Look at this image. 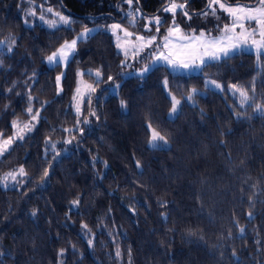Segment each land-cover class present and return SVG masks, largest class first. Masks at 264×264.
I'll list each match as a JSON object with an SVG mask.
<instances>
[{"label":"trees","instance_id":"16d2710c","mask_svg":"<svg viewBox=\"0 0 264 264\" xmlns=\"http://www.w3.org/2000/svg\"><path fill=\"white\" fill-rule=\"evenodd\" d=\"M32 3L72 22L53 30L38 21L29 26L26 11ZM166 3L0 0V41L6 42L0 47L3 138L12 135L13 120L30 119L29 94L33 110L40 109L33 131L0 160V178L20 167L28 173L16 189L0 187V264H264V114L255 111L257 104L264 106V57L258 63L257 57L238 53L199 75H174L156 67L139 78L128 73L143 65L122 69L124 58L111 36L99 30L78 43L59 95L57 68L45 66L47 55L85 26L118 22L139 34L145 18L162 14ZM208 3L187 0L192 19L180 12L176 23L185 31L217 35L227 20L220 13L217 21L201 15L209 11ZM97 69L105 83L90 94L91 104L84 100L79 117L90 123L81 124L84 134L73 132L76 140L65 144L70 134L64 129L77 123L70 107L76 73ZM83 79L92 83L88 75ZM205 79L220 83L223 90L207 89ZM114 83L120 88L111 93ZM230 85L248 91L243 107ZM192 88L198 91L194 104L186 99ZM169 92L181 100L172 119ZM149 122L165 135L166 146L148 147ZM49 137L61 152L55 160L45 144ZM49 164V176L42 181ZM77 199L79 204L72 205Z\"/></svg>","mask_w":264,"mask_h":264},{"label":"snow or ice","instance_id":"6c2138e0","mask_svg":"<svg viewBox=\"0 0 264 264\" xmlns=\"http://www.w3.org/2000/svg\"><path fill=\"white\" fill-rule=\"evenodd\" d=\"M125 3L131 6L133 0H125ZM208 8L210 9V12L205 11L201 13V15L215 16L217 11H223L231 19L229 24H225L223 28L219 29L220 34L218 36H212L211 33H206L203 30L197 33L195 29H192L191 32H185L180 27V25L176 23L175 17L178 10L188 20L192 19L191 14L186 10L187 0H184L183 3H177L176 0H169L168 4L164 7L163 11L166 13H171L173 19L172 24L167 28L163 35L160 34V28L163 26L164 22H162L160 16L149 19L145 25L146 32H151L152 26H155V34L151 36L136 35L127 31L126 29H123L120 24H111L109 28L111 29L113 35H116L117 30H119L123 32L124 37L127 38L123 41V43H121V38L117 36L118 42L116 47L121 49L124 55V59L121 62V68L125 69L130 67L131 65L129 64V59H132L135 62L142 64L143 67L135 73H128V75L135 74L139 78H143L157 65H162L165 70L170 69L173 73L181 71L184 73H191L195 71L203 72L213 62H219L221 60L226 61L231 59L237 52H251L253 49L256 53L257 62L259 63L260 59L264 57V0H259L258 7H245L241 5L232 6L222 2V0H209ZM47 11L51 13L53 12V9L48 8ZM136 13L139 15L138 9L136 10ZM29 15L34 16L36 15V12L32 10L29 12ZM55 15L59 18V21L62 22L63 25H70L72 22L69 17L62 15L59 12L55 13ZM40 19L45 21V23H48L50 27L57 26V21L45 20L43 15L40 16ZM217 19H219V17H217ZM25 23H27V21H25ZM237 29H239V31H237ZM96 31L98 30L90 29L85 26L83 31L73 39L70 41H64V43L61 44L55 51L47 55L46 62L49 67L58 68L63 66L66 68L70 62V59L74 56L78 43L90 38L91 35ZM133 36H135L134 40L131 39ZM5 43V41H0V47H2ZM124 44H129L131 46L130 49L124 47ZM14 45L15 41L13 40L11 41V46L7 47V52H11L12 46ZM146 50V54L141 59V53L145 52ZM84 75H88L89 78L92 79V83L84 84L85 89H87V92L89 93V104H91L90 93H95L96 89L102 83H105L101 69H97L94 73L90 71L87 74L79 71L77 72V76L80 78V80L78 81L76 92L73 96V100L76 101L74 107L77 115V123L74 129H64L65 132L70 134V138L64 140L65 144H71L74 140H76L77 136L72 135L73 132L81 136L84 134V129L80 127L81 124L87 125L90 123L87 118L83 119L82 121L79 119L82 114L81 103L83 100L80 83L82 82ZM63 76V72L56 76V85L58 88L60 87ZM113 79L114 78L112 76L107 77L108 82L113 81ZM164 84L165 87H167V79H165ZM205 87H214L215 89L223 90V86L220 83H217L215 80L211 79L205 80ZM119 88L120 85L118 83H114L111 85L110 90L113 93H116ZM229 88L230 90L239 93L241 98V106L243 107L249 100L248 91L240 89L236 85H230ZM108 90L109 89H105V91ZM9 91H11V89H9ZM169 95L171 96V108L169 114L172 116L177 114L181 100L177 99L176 96L172 95L170 92ZM197 95V89L192 88L189 91L186 99L187 101L194 104L195 97ZM32 99L33 97L29 94V104L26 108V112L30 119L26 122H21L18 119L13 120L11 127L15 131L10 137L3 138V134L0 133V157H2L6 152L10 151L11 146L17 139L23 141L25 135L32 132L36 126V123L39 122L40 109L35 111L33 110L31 103ZM120 105L122 108L127 106L124 100L120 101ZM255 111L264 114V106L257 104L255 106ZM90 114L93 116L96 115L94 111ZM147 129H149L151 132L148 141L150 148L157 149L167 145L168 141L165 135L153 127L151 122L147 124ZM160 142H162V144ZM45 144L50 146V150L53 153L52 160H55L56 157L61 155V152L56 149V144L51 142L50 137L46 138ZM64 151H67V149H64ZM136 166L138 168L140 167L139 161H137ZM50 168L51 164H49L48 167L44 169L43 175L41 176L42 181L48 178ZM27 175L28 173L25 171L24 167H20L17 172L6 173L3 177V181L6 182L9 178H11L14 183L22 185L23 181L17 180V177H25ZM71 203L74 206L78 205L79 200H73ZM35 214V211H33V215ZM249 216L251 217V213ZM81 227L86 230L88 229L86 224L81 225ZM241 233H243V229H241ZM88 246H93V240L91 238L88 239ZM63 254L64 250L61 249L59 255L63 256ZM0 255L3 254L0 253ZM120 255V249L117 248L116 256L119 258Z\"/></svg>","mask_w":264,"mask_h":264},{"label":"rangeland","instance_id":"374dc122","mask_svg":"<svg viewBox=\"0 0 264 264\" xmlns=\"http://www.w3.org/2000/svg\"><path fill=\"white\" fill-rule=\"evenodd\" d=\"M167 1V3L165 4V6L168 4V2H169V0H166ZM183 2H184V0H183ZM223 2V1H222ZM225 3V2H224ZM33 4V3H32ZM227 4V3H226ZM230 5V4H229ZM236 5H241V6H245V7H258L259 6V0H256V4H254V5H242V4H233L232 6H236ZM218 7V6H217ZM31 8H33V9H31ZM31 10L28 8V11H26V19H25V21H27V25H29V26H31L32 25V23H35V21H38L42 26H44V27H46V28H48V29H51V30H53V29H57V28H59V27H66V28H68V26L69 25H63L62 24V22H60L59 21V18L55 15V13H57V12H48L47 11V9H43V8H41L40 6H35L34 4L33 5H31ZM209 9V8H208ZM32 10H34L35 12H36V15H29V12L30 11H32ZM209 12H210V9H209ZM217 13H220L223 17H225L226 18V20H227V22H226V24H229L230 22H231V19H230V17L226 14V13H224L223 11H217ZM216 13V14H217ZM177 14H179L180 15V11L178 10L177 11ZM176 14V15H177ZM41 15H43L44 16V18H45V20H55V21H57V26L56 27H50L49 26V24L48 23H45V21H42L41 19H40V16ZM134 17L135 16H138L137 14H135L134 13V15H133ZM157 16H160L161 17V20H162V22L163 21H165L166 19V17L167 16H170V24H168L167 26H162L161 28H160V34L161 35H163L165 32H166V30H167V28L172 24V15H171V13H166V12H164L163 11V13L162 14H160V15H157ZM183 16V15H182ZM210 16H212V18H213V21H217V17H219V15H215V16H213V15H210ZM154 17H156V16H154ZM154 17H151V18H154ZM151 18H145V22H144V24H143V26L141 27V29H142V31H141V33H139V34H136V35H145V36H151V35H154L155 34V26L153 25L152 26V31L151 32H146L145 31V25L147 24V22H148V20L149 19H151ZM183 18L184 19H186L187 20V18L186 17H184L183 16ZM129 24H130V26H134L135 25V22H134V19L132 18H130L129 20ZM113 23H117V24H120V23H118V22H111V23H109L106 27H101V26H92V27H88V28H90V29H97L98 31L99 30H103V31H105V32H107L110 36H111V38H112V40H113V43H114V45H115V47H116V45H117V36H119L120 38H121V43H123V41L125 40V39H127V38H125L124 37V35H123V32H121V31H119V30H117V34L116 35H113L112 34V31H111V29L109 28V26L111 25V24H113ZM254 23V22H253ZM121 25V24H120ZM225 25V24H224ZM223 25V26H224ZM223 26L221 27V28H223ZM121 27L123 28V29H126L123 25H121ZM183 29V28H182ZM127 31H129V32H132V31H130V30H128V29H126ZM184 30V29H183ZM83 31V29L82 30H80V31H78L74 36H73V38L75 37V36H77L80 32H82ZM98 31H96V32H98ZM185 31V30H184ZM237 31H239V29H237ZM96 32H94L93 34H95ZM185 32H191V31H185ZM132 33H134V32H132ZM198 33V32H197ZM206 33H208V32H206ZM92 34V35H93ZM135 34V33H134ZM220 34V32H218L217 33V35H212V36H218ZM91 35V36H92ZM72 38V39H73ZM131 39H135V36H133ZM70 41V40H69ZM64 43V42H63ZM62 43V44H63ZM124 47H126V48H129L130 49V45L129 44H124ZM116 50H117V52L124 58V55H123V52H122V50L121 49H118L117 47H116ZM146 52H147V50L145 51V52H142L141 53V59L143 58V56L146 54ZM238 53H246V54H251V55H253V56H255L256 57V53H255V50L253 49L251 52H237V53H235V54H238ZM71 60V59H70ZM222 61V60H221ZM220 62V61H219ZM137 62H135L134 60H132V59H129V64L131 65V66H133V65H135ZM213 63H218V62H213ZM212 63V64H213ZM45 66L47 67V68H51V67H49V65L47 64V62H46V59H45ZM143 67V66H142ZM156 67H163L162 65H157ZM155 67V68H156ZM164 68V67H163ZM51 69H53V68H51ZM66 69H67V67L65 68V67H63V66H61V67H58L57 68V71H56V74H55V78H54V82H55V85H56V76L57 75H59L61 72H63L64 73V76H65V73H66ZM154 69V68H153ZM139 70V69H138ZM138 70H134L133 71V73H135L136 71H138ZM168 72H170L171 74H174V75H181V76H191V75H199L201 72H199V71H195V72H191V73H184L183 71H181V72H177V73H173V72H171V70L169 69V70H167ZM80 72V71H79ZM148 74V73H147ZM134 76H136L135 74H133ZM64 76H63V78H64ZM63 78H62V80H63ZM62 80H61V84H60V87L58 88L57 87V85H56V93H57V95H59L60 93H61V89H62ZM80 80V78L77 76V73H76V77H75V88H74V91H73V94H72V97H71V102H70V107H71V110H72V112L76 115V111H75V107H74V105H75V103H76V101H74L73 100V96H74V94H75V92H76V88H77V84H78V81ZM205 80H208V79H205ZM85 83H87L83 78H82V82L80 83V87H81V93H82V96H83V100H82V103H81V112H82V106H83V102H84V100L86 99V98H88V95H89V93L87 92V89H85V87H84V84ZM204 84H205V81H204ZM207 89H209V90H212V91H216V92H220V91H222V90H220V89H215L214 87L213 88H207ZM110 92L111 93H113L111 90H110ZM91 94V93H90ZM179 107H180V105H179ZM178 110H179V108H178ZM169 113H170V111H169ZM168 113V118L169 119H172V118H174V116L176 115V114H174V115H172V116H170V114ZM77 116V115H76ZM26 122V121H25ZM34 123H36V122H34ZM36 125H37V123H36ZM15 130L12 128V135H13V132H14ZM31 133V132H30ZM30 133H27L26 135H25V137L28 135V134H30ZM11 135V136H12ZM150 135H151V132H150ZM19 142H21L20 140H16L15 141V143H19ZM14 143V144H15ZM161 144H162V142H160ZM14 144L11 146V148L14 146ZM164 146H166V145H164ZM148 147H149V145H148ZM8 152H6L5 154H7ZM4 154V155H5ZM3 155V156H4ZM2 156V157H3ZM2 157H0V160H1V158ZM19 170V168H16V169H14V170H11V171H9V172H17ZM9 172H7V173H9ZM6 174V173H5ZM5 174L0 178V187L2 188V189H16L17 188V186L18 185H20V184H17V183H14L12 180H11V178H9L6 182L5 181H3V177L5 176ZM24 179V177H17V180H23Z\"/></svg>","mask_w":264,"mask_h":264}]
</instances>
